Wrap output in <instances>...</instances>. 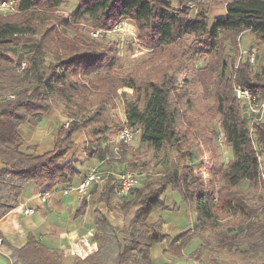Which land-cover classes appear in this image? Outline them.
<instances>
[{"label":"trees","instance_id":"16d2710c","mask_svg":"<svg viewBox=\"0 0 264 264\" xmlns=\"http://www.w3.org/2000/svg\"><path fill=\"white\" fill-rule=\"evenodd\" d=\"M14 1L17 15L26 19L0 15V220L17 206L27 183L44 186L46 192L71 183L79 173L77 161L71 159L63 165L61 161L76 148L74 134L78 131H85L95 141L112 140L128 126L139 131L141 143L156 152L174 148L181 142L179 131L184 130L181 104L187 94H181L182 90L195 82L194 76L207 90L206 76L212 74L222 135L234 154L218 175L223 185L218 188L214 181L206 185L202 173L197 174L192 165L182 171L175 166L170 173L136 188L135 196L128 200L117 197L118 179L110 177L102 201L124 215L133 212V217L117 231L98 213L94 235L97 252L70 264H152V248L170 239L164 233L163 220H152L153 214L171 209L164 201L170 188L199 213L203 229L207 222L216 223L224 211L241 217L243 236L225 238L224 246L264 264V217L248 204L244 194L234 190L244 181L264 188L258 161V155L264 156V121L255 123L250 134L249 121L234 94V86L240 85L264 99V67L252 75L248 61L229 77L222 41L224 34L249 32L264 43V0H226V15L215 18L209 16L215 1L75 0L77 8L60 23L48 14L55 13L66 0ZM195 1L196 7L192 5ZM84 20L101 30H113L119 22L130 20L139 32L141 46L151 52L161 53L193 36V49L184 57L186 69L178 61L176 69L163 71L161 80L118 78L112 74L118 62L114 49L79 33L75 40H69L57 27L59 24L67 30L72 23ZM24 44L31 52L26 63L10 55ZM48 55L52 57L49 60ZM206 57V66L195 69L196 61ZM121 88L135 93V98L125 103L127 125L108 113L109 107L115 108L112 100L119 97ZM96 97L99 101L94 104ZM53 100L64 105L70 122L57 130L54 150L35 156L26 148L19 128L36 115L52 112ZM187 106L192 107L189 99ZM178 240L170 241V246H177L181 255L187 240L177 244ZM13 253L39 264H64L62 255L33 243Z\"/></svg>","mask_w":264,"mask_h":264},{"label":"rangeland","instance_id":"374dc122","mask_svg":"<svg viewBox=\"0 0 264 264\" xmlns=\"http://www.w3.org/2000/svg\"><path fill=\"white\" fill-rule=\"evenodd\" d=\"M204 1L208 2L214 0ZM216 2H224V0H216ZM196 4L197 2L195 1L192 5L196 7ZM77 6V1L66 0L55 13L48 14V16L49 18L54 16L55 21L60 23L62 19L70 18ZM16 9V6L9 10L0 9V15H13L12 17H15V19L24 21L26 18L17 15ZM55 21H50V23H55ZM46 27L47 26L40 28L43 30ZM57 27L69 40H75L79 33V35L85 36V38L90 41L100 43L103 47H111L114 49L118 62L112 74L121 79L133 77L143 82L148 78L154 79L155 77V79L161 80L163 71H168L170 73L173 69H176V63L178 61H181V67L183 66L182 68L186 69L185 65H183L186 62L184 57L187 58L189 56L188 50L193 49V36H186L178 44L166 48L161 53L144 49L140 44L139 32L134 23L130 20L119 22L113 30L93 29L91 22L88 20H84L80 24L72 23V26L67 30L59 24ZM245 33L246 34L228 33L222 36L223 51L228 63L229 77L233 75L237 68H240L244 64L246 65L248 61L252 75L260 73L264 67V46L262 44L259 46L256 45L252 39L249 40V43L245 44V37H253L251 33ZM17 50L11 52L12 57H17L16 60L26 63L31 54L26 44L20 46ZM253 50L257 51L256 60L254 62H252L249 57V54ZM47 58L49 60L52 57L48 55ZM208 61V57L197 60L195 69H203ZM194 80L195 82L186 91L183 89L181 92V94H187L181 104V111L183 112L181 125L182 129H184L179 131L181 142L175 144V146H173L174 148H166L162 153L156 152L148 145L140 144L138 147L140 150L139 157L137 158L138 162L135 164L136 167L126 169V171L146 174V178H144L142 184L138 188H142L147 181L161 178L164 174L170 173L175 166L182 171L186 165H192V168L197 174L202 173L206 185L212 181H214L218 188L223 185L218 175L232 160V148L228 144L222 145L220 143L222 128L221 116L217 113V88L213 85L214 78L212 74L206 76V83L208 85L207 90H205L202 83L198 80V77L194 76ZM118 96V98L112 100L115 104V108L109 107L108 113L111 117H114L116 120L126 125V123L122 121L125 116V103L133 100L135 98V93L133 89L121 88L118 90ZM188 99L192 101V107L187 106ZM98 101L99 98L96 97L93 103L96 104ZM56 103L57 101L53 100V104L56 105ZM186 133H188V135H186ZM137 135H140V132L136 134L133 141H135ZM94 138L95 137L90 136L91 140H95ZM262 180L264 179L262 178ZM171 190V188L168 189L164 196V201L167 203L171 200ZM234 190L244 194L248 200V204L258 210L261 217H264V188L261 185L256 187L249 181H244L240 186L234 188ZM133 196H135V193L132 194L128 200ZM158 213L153 214V221L158 220ZM132 217L133 212L124 215L125 227L129 224ZM240 218L241 217L233 215L231 211H224L217 216L216 223L207 222L204 229L202 228L201 231L204 245L200 248V251L196 253V257L194 254L189 258L193 260L201 259L202 255H207L206 253L208 252L210 260H215L222 264H259V259L242 256L238 251H229L230 249L224 246L223 240H225V238L233 237L238 234L243 236V232L239 225ZM243 247L245 248V246ZM193 260L190 262L193 263ZM109 263L112 264V261ZM165 264H177V261L172 259ZM211 264L214 263L212 262Z\"/></svg>","mask_w":264,"mask_h":264},{"label":"crops","instance_id":"0c3cea01","mask_svg":"<svg viewBox=\"0 0 264 264\" xmlns=\"http://www.w3.org/2000/svg\"><path fill=\"white\" fill-rule=\"evenodd\" d=\"M214 1L209 8V16H225L226 0ZM250 39L256 45L264 46L254 35L245 37L244 43H249ZM122 121L127 125L126 112ZM68 122L70 119L64 105L56 103L52 112L36 115L32 122L22 124L19 132L28 151L35 156H41L54 150L56 132ZM74 140L76 148L61 161L62 165L71 159L77 161L79 173L71 183L58 185L48 192L47 197H44L46 187L33 182L27 183L18 198L17 206L0 220V264H39L28 256L22 258L13 253L14 249H24L30 243L59 253L64 264L73 263L76 258L85 259L93 255L98 250L94 239L98 213L104 215L117 231L124 229V215L110 210L102 201L107 181L103 186L94 184L84 192H81L79 187L94 169L107 173L108 179L112 177L117 180L119 173L135 168L140 152L138 147L142 144L141 134L137 135L135 141L124 146L121 160L117 159L114 151L116 137L112 140L105 138L95 141L91 140L90 134L85 131H78L74 134ZM233 157L232 150V159ZM170 194V202H165L171 209L161 211L157 215L158 219L163 220L164 233L170 239L152 248V264H165L172 259L177 261V264H211L208 252L207 255L203 254L201 259L189 258L194 254L196 257V253L204 245L201 235L204 224L199 213L185 203L177 191L172 189ZM29 208L35 210L33 214L25 213ZM175 239H179L177 244L187 240L181 255L177 246H170V241Z\"/></svg>","mask_w":264,"mask_h":264},{"label":"built area","instance_id":"2783aa9c","mask_svg":"<svg viewBox=\"0 0 264 264\" xmlns=\"http://www.w3.org/2000/svg\"><path fill=\"white\" fill-rule=\"evenodd\" d=\"M15 6L14 0H4L0 2V9L6 10L11 9ZM121 25V23H120ZM257 51L253 50L250 54V60L254 62L256 60ZM234 94L235 98L239 102L244 116L249 121L250 125V134L253 132V126L255 123L264 121V99H260L258 94L254 91H252L249 88L235 85L234 86ZM12 97V96H10ZM69 124V122L66 124V126ZM139 131L133 130L126 126L118 135H117V142L114 147V151L117 155V159H122V152L124 150V146L129 145L135 138L136 134H138ZM220 143L226 144V140L224 135H222L220 139ZM258 161L260 166V175L261 178L264 179V162L263 157L261 155H258ZM146 178V174L141 172H133V171H123L119 173L118 175V182L119 186L116 189V195L119 198L129 199L134 190L138 188L142 181ZM108 179V174L100 171L98 169H94L88 173V175L83 180L82 184L79 187V190L81 192H84L85 190L92 187L94 184L103 185ZM49 195L48 192L44 194V197H47ZM33 208L26 209V214H33L34 213Z\"/></svg>","mask_w":264,"mask_h":264}]
</instances>
